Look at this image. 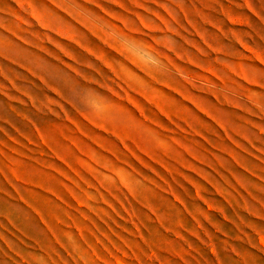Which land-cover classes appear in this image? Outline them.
I'll return each mask as SVG.
<instances>
[{
	"label": "rangeland",
	"instance_id": "374dc122",
	"mask_svg": "<svg viewBox=\"0 0 264 264\" xmlns=\"http://www.w3.org/2000/svg\"><path fill=\"white\" fill-rule=\"evenodd\" d=\"M0 264H264V0H0Z\"/></svg>",
	"mask_w": 264,
	"mask_h": 264
}]
</instances>
